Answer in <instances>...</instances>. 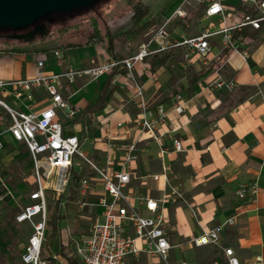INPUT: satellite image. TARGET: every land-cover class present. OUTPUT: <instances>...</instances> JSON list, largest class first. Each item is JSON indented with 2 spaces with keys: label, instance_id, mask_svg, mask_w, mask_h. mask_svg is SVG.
<instances>
[{
  "label": "crops",
  "instance_id": "crops-1",
  "mask_svg": "<svg viewBox=\"0 0 264 264\" xmlns=\"http://www.w3.org/2000/svg\"><path fill=\"white\" fill-rule=\"evenodd\" d=\"M218 1L225 8L227 25L251 10L246 0ZM207 4L208 0H173L164 3L156 14L149 13L137 23L131 19L125 22L124 15L109 21L106 29L111 36V53L121 58L130 55L155 26L170 16L167 30L173 39L196 35L203 26L212 29L223 26L217 16L204 17ZM177 8L184 12L183 17L172 15ZM245 31L246 35L240 36L244 38L243 48H247L249 57L244 59L240 54L230 52L218 63L224 77L235 82L231 91L202 88L212 77L205 74L208 63L220 54V35L208 39L210 49L204 62L192 56L191 62L184 64V49L178 47L151 54L142 62L134 63L132 74L141 85L145 106L152 111L162 106L166 112L164 119L155 123L156 140L146 131L138 130V98L132 96L133 90L127 85L124 73L103 75L88 82L75 80L70 86L69 101L77 118L70 122L59 115L63 134L76 136L80 149L93 160L95 170L107 175L120 167L121 145L136 140V158L125 168L130 175L123 191L132 197L130 206L143 216L149 213L138 198L157 200L170 245L167 259L173 264H227L225 247L233 250L239 264H264V22L259 29L247 26ZM84 41L85 38L82 42H72L79 44L73 47H100L76 64H70L59 53L70 42L52 50L58 52L57 56L52 52L49 56L30 42H3L0 44V79L30 76L39 60L43 72H59L65 68L93 65L109 57L104 42L85 45ZM13 44L20 46L13 49ZM105 84L110 89L109 97L85 118L83 109L87 104H93ZM4 100L8 106L20 111L37 110L45 103L40 90L33 93L31 100H23L21 104L8 97ZM177 102H183L181 113H175L171 108ZM170 122L174 123L172 130ZM7 124L5 120L0 124V175L4 179L13 172L16 177L19 171H12L13 166L23 167L21 173L28 163L30 170L32 167L30 159L25 160L28 153L23 144L13 140L6 131ZM173 140L179 141L180 151L173 150ZM163 166L169 169L165 174L166 181L162 177L153 180L150 176L160 173ZM77 167L72 164L76 174ZM87 173L92 181L90 188L83 196L75 193L74 198L79 197L85 203L82 207L88 208L92 223L96 220L93 208L102 207L96 204L97 199L108 200V196L103 193L95 171L87 170ZM251 186L256 187L254 194L249 191ZM241 190L242 197L239 196ZM6 192L9 191L5 186L0 188V252L3 254L11 247L16 225L27 223L14 221L13 216L20 205L29 202L28 197L17 196V192H12V196ZM61 221L63 216L55 244L48 248V253L55 263L58 260L68 264L67 258L71 257L63 253L68 234L62 229ZM209 229L217 232L218 244L194 246L191 243L192 238ZM26 239L21 248L19 246L21 252ZM76 260L79 262L78 258ZM139 260L142 264H161L143 254Z\"/></svg>",
  "mask_w": 264,
  "mask_h": 264
},
{
  "label": "built area",
  "instance_id": "built-area-1",
  "mask_svg": "<svg viewBox=\"0 0 264 264\" xmlns=\"http://www.w3.org/2000/svg\"><path fill=\"white\" fill-rule=\"evenodd\" d=\"M246 1L251 10L243 13L236 22L227 25L225 24L227 15L222 4L218 0H208L203 12L204 17L217 16L219 23L223 26L217 29L203 26L201 31L193 36L171 38L167 30L170 16L155 26L147 39L139 44L134 52L120 60L107 57L93 65L65 68L59 72H43L42 61L39 60L36 62L34 73L30 76L19 79H0V108L10 119L6 131L13 140L22 143L25 147L31 161L34 181V188L28 194L29 202L14 216L15 221L27 222L31 228V233L20 254L21 264H45L40 256L46 228L44 197L46 183L48 179L50 180L49 177H52L51 189L63 196L71 184L74 156L84 158L79 139L74 135H64L59 120V115L68 121L76 114L75 108L69 101L72 93L71 84L77 79H82L84 82L97 80L110 72L114 66L123 65L125 81L133 90L132 96L138 98L136 103L139 109L138 130L146 131L152 139L156 140L155 123L161 122L166 112L162 106L156 107L154 111L145 106L141 97V85L132 74L134 63L142 62L151 54L178 47L184 49L182 54L184 64H189L192 56H197L204 62L210 49L208 39L214 35H220L222 38L220 53L227 50L229 53H238L247 59L249 52L247 48H243L244 38L240 35L234 37V32L240 31L245 26L253 29L261 27L264 22V0ZM172 15L183 17L184 12L177 8ZM52 53L54 56L58 55L57 51ZM220 69H222L220 65L214 67L212 77L205 82L203 89L231 91L235 87V82L224 77ZM37 90L42 91L45 101L44 105L37 110L20 111L8 106L4 100L8 97L21 104L23 100H31L33 93ZM171 108L175 113H181L183 102H177ZM3 123L4 119L0 115V124ZM116 125L120 126V123ZM170 129H174L172 122H170ZM108 145L111 146V144ZM172 147L174 151L181 150L178 140L172 141ZM121 150L123 154L118 170L107 175L95 170L94 166L92 168L100 178L103 193L108 196V200L100 197L96 201V204L103 208L102 222L95 220L90 224L87 236L76 247L78 261L80 264H142L139 256L143 254L157 259L161 264H173L167 259L170 245L165 237L164 217L157 200L138 198L149 213L143 216L130 206L132 197L123 191L129 182L130 175L125 168L136 158V140L122 144ZM168 170L167 166H163L160 173L152 174L150 177L153 180L162 177L166 181L165 174ZM91 184L92 181L88 177L79 178L76 193L83 196ZM249 191L254 194L256 187L251 186ZM243 194L241 190L239 196L242 197ZM231 223L230 221L229 224ZM218 240L217 232L209 229L192 238L191 243L194 246L209 243L216 245ZM223 251L227 257V264H239L231 248L225 247Z\"/></svg>",
  "mask_w": 264,
  "mask_h": 264
},
{
  "label": "rangeland",
  "instance_id": "rangeland-1",
  "mask_svg": "<svg viewBox=\"0 0 264 264\" xmlns=\"http://www.w3.org/2000/svg\"><path fill=\"white\" fill-rule=\"evenodd\" d=\"M149 7V13L154 15L156 14L162 5L166 2H172L168 0H143ZM188 6V5H187ZM131 10L126 7L123 0H97L89 7L73 11L70 13H53L50 14L52 21L46 23L48 28V34L42 38H37L32 40L30 44L37 46L39 50H44L48 52V55H51L52 50L59 49V44H65L67 42H82L90 32H94L98 36L103 35L105 31L106 24L109 21L119 18L124 15L125 22H128L130 19ZM157 21V20H156ZM158 22V21H157ZM156 22V23H157ZM155 23V24H156ZM119 24V23H118ZM69 25H74L71 28L66 30L57 31V29L67 28ZM151 34V33H150ZM145 36L144 40L150 35ZM14 40H7L6 42H13ZM3 43L0 40V44ZM69 44V43H68ZM73 44V43H72ZM20 45L13 44V49H18ZM93 46H83V47H73L68 45L64 47L62 51L59 50L60 56L64 59H67L70 64L79 63L81 58L88 54L94 53L96 48ZM0 113L3 115L5 122L10 121L9 116L4 112L3 109H0ZM76 114L74 117L68 121L73 122L76 119ZM66 121V119H63ZM14 145H18V143H14ZM82 151V149H80ZM84 158H78L74 156V160L72 164L77 165L78 177L82 176L87 177L88 171H92L93 169V160L89 158L82 151ZM30 159L29 156L25 158ZM28 163V161H27ZM12 171H19L15 177V173L9 174L8 177L4 179L2 175H0V188H4V186L8 189L9 192H6V195H13L14 192H17V196L28 197V194L33 190L34 181L32 176V167L30 170L29 163L23 173L22 169L19 166H13ZM2 176V177H1ZM46 183V188L44 190L45 204L46 208L49 203L56 197V192L51 189L52 186V177H49ZM4 185V186H3ZM13 192V193H12ZM68 190L62 196V204H61V213L63 216V221H61V227L64 231H67V244L63 249V253L67 254L71 258H77L76 255V247L81 244V241L87 236L91 214L88 212V208L81 204V199L79 197L74 198L73 200L65 201L64 198L67 195ZM15 198V197H14ZM79 199V200H78ZM2 197L0 196V201ZM24 205H20L17 209V212ZM87 210V212H86ZM94 217H96L97 222H102L101 210L102 207H94L93 208ZM16 212V213H17ZM15 213V214H16ZM14 214V216H15ZM13 216V220L15 221ZM15 236H13V241H11V247L9 251L5 254L0 252V264H20V253L21 246L24 244L25 239L30 235L31 228L28 223L25 224H17L15 228ZM20 246V248H19ZM55 264H61L60 261H56ZM77 264H80L77 262Z\"/></svg>",
  "mask_w": 264,
  "mask_h": 264
},
{
  "label": "trees",
  "instance_id": "trees-1",
  "mask_svg": "<svg viewBox=\"0 0 264 264\" xmlns=\"http://www.w3.org/2000/svg\"><path fill=\"white\" fill-rule=\"evenodd\" d=\"M95 1H97V0H95ZM123 1L125 3L126 7L131 10L130 19L133 23H137L138 21H140L142 18H144L145 16H147L149 14V7L143 0H123ZM168 1H172V0H168ZM82 9H85V8L73 9L69 12H66V14L73 12V11L82 10ZM50 16L51 15H49L48 17H50ZM157 17L158 16L155 15V21H156ZM73 26L74 25H69L67 28L65 27V28H62L60 30L57 29V31L59 32L62 30H66V29L71 28ZM246 27L247 26L243 27L240 31H235L234 37H237L238 35L245 36L246 35V31H245ZM110 37L111 36L109 35L107 29H105L103 35H100V36H98L97 34H94V32H90V34L85 36L84 44L85 45H88V44L93 45V44H96V43L102 41V42H104V48H105V51L108 53L109 57L120 60L121 57H118V56L111 53ZM68 45L75 46V45H79V44L69 43ZM228 53L229 52L227 50H225L222 53H220L217 56V58H215L213 61H210L207 65L206 69H205V74H211L212 75V71H213L214 67L216 65H218V63L220 61H222L224 56L227 55ZM114 73H125V69H124L123 65L119 64V65L114 66L110 70V72H108L107 74H104V75H110V74H114ZM109 95H110V89L108 88L107 84H105L104 86H102V88L99 91V94L97 95L93 104H87L86 107L83 109V113L85 114V118H88L87 114L98 109L104 103V101L109 97ZM78 180H79L78 174L71 171V185H70L71 187L68 190L67 196L64 198L65 200H71L75 197V193H76L75 188L77 187ZM61 201H62V195L57 194L56 197L52 200V202L50 204L47 205V208H46L45 224L47 227V231L44 234L42 253L40 256L41 260H43L45 262V264H54L55 263L54 258L48 253V248L55 244L56 238L59 234V222L62 218V215L60 213V210H61L60 202ZM67 261H68V264H77V260L74 258H67Z\"/></svg>",
  "mask_w": 264,
  "mask_h": 264
},
{
  "label": "water",
  "instance_id": "water-1",
  "mask_svg": "<svg viewBox=\"0 0 264 264\" xmlns=\"http://www.w3.org/2000/svg\"><path fill=\"white\" fill-rule=\"evenodd\" d=\"M95 0H0V28L11 30L32 27L26 33L8 36L10 40L31 42L48 34V28L39 20L50 14L86 8ZM51 20H48V22Z\"/></svg>",
  "mask_w": 264,
  "mask_h": 264
},
{
  "label": "flooded vegetation",
  "instance_id": "flooded-vegetation-1",
  "mask_svg": "<svg viewBox=\"0 0 264 264\" xmlns=\"http://www.w3.org/2000/svg\"><path fill=\"white\" fill-rule=\"evenodd\" d=\"M54 18H52L51 16L48 18H44L39 20L37 23H44L46 25V23L48 22V20H53ZM32 27H27V28H21V29H16V30H11L9 28H0V40H2L3 42H6L8 39V36H11L13 34H21V33H26L27 31H29ZM39 37H35V39H37ZM34 39V40H35Z\"/></svg>",
  "mask_w": 264,
  "mask_h": 264
}]
</instances>
